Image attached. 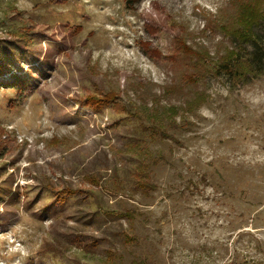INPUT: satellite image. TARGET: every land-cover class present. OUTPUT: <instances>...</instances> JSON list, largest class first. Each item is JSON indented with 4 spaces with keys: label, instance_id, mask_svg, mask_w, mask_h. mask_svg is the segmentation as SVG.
<instances>
[{
    "label": "rangeland",
    "instance_id": "rangeland-1",
    "mask_svg": "<svg viewBox=\"0 0 264 264\" xmlns=\"http://www.w3.org/2000/svg\"><path fill=\"white\" fill-rule=\"evenodd\" d=\"M250 1L0 0V50L21 48L9 73L30 85L14 108L0 91V264H264V76L177 98L141 46L169 57L181 38L217 59V24ZM108 93L142 120L84 105ZM153 119L174 140H152Z\"/></svg>",
    "mask_w": 264,
    "mask_h": 264
},
{
    "label": "trees",
    "instance_id": "trees-1",
    "mask_svg": "<svg viewBox=\"0 0 264 264\" xmlns=\"http://www.w3.org/2000/svg\"><path fill=\"white\" fill-rule=\"evenodd\" d=\"M217 28L221 33V38L228 39L227 42L229 43L225 47L224 53L217 59L212 58L203 49L194 50L188 45L187 40L181 38L174 40L169 57H164L160 52L156 53L150 49L149 43L141 42L146 55L153 59H161L173 67L171 71L174 72V77L166 87V93L179 98L196 90L199 97L200 94L202 95L199 88L212 78L224 79L230 87L239 88L264 76V0H251L243 6L232 24L220 25L218 23ZM9 33L14 43L22 41L25 45L29 43L30 38L26 32L10 31ZM14 48L13 54L10 56H4V53L0 50V91L3 89L5 92L15 93L16 98L9 102L11 108L16 107L17 103L30 90L26 78L9 73L11 60L22 56L21 48L18 46ZM21 64L25 63L21 62ZM7 74L10 75L9 82L2 79ZM84 105L93 108L97 112L111 108L117 113L126 112L129 116L142 120V115L138 111L127 110L125 106L118 102V96L115 93L91 95L85 99ZM151 121L155 124L146 127V130L149 128L150 135L148 136L152 140H155L156 137L173 139L167 133V130L164 131L160 123L156 122L155 119ZM142 140L145 141V139ZM136 147V143L128 144V150L130 151L136 149ZM137 149L142 150L139 146ZM148 170L149 164L142 160L134 173L136 187L147 197L156 188L150 183L151 172H148ZM130 216L132 215L130 214ZM114 255L111 254L108 257L107 264H124L121 257L115 256L113 258ZM129 264L149 263L132 260Z\"/></svg>",
    "mask_w": 264,
    "mask_h": 264
}]
</instances>
